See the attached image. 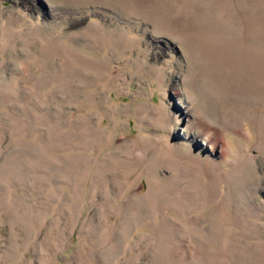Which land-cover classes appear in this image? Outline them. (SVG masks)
<instances>
[{
    "label": "rangeland",
    "instance_id": "1",
    "mask_svg": "<svg viewBox=\"0 0 264 264\" xmlns=\"http://www.w3.org/2000/svg\"><path fill=\"white\" fill-rule=\"evenodd\" d=\"M0 264H264V0H0Z\"/></svg>",
    "mask_w": 264,
    "mask_h": 264
},
{
    "label": "bare ground",
    "instance_id": "2",
    "mask_svg": "<svg viewBox=\"0 0 264 264\" xmlns=\"http://www.w3.org/2000/svg\"><path fill=\"white\" fill-rule=\"evenodd\" d=\"M213 135H214V137H215L216 133L213 132ZM214 139H215V143H219V140H218L217 136H216ZM208 140L212 141V140H213V137H211L210 139L208 138L207 141H208ZM212 143H213V142H212ZM219 145H220V144H219Z\"/></svg>",
    "mask_w": 264,
    "mask_h": 264
}]
</instances>
